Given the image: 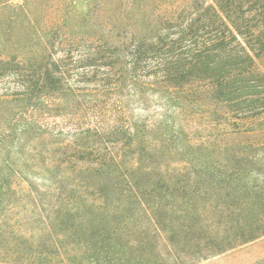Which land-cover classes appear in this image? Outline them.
I'll use <instances>...</instances> for the list:
<instances>
[{"label":"trees","instance_id":"obj_1","mask_svg":"<svg viewBox=\"0 0 264 264\" xmlns=\"http://www.w3.org/2000/svg\"><path fill=\"white\" fill-rule=\"evenodd\" d=\"M13 1L0 264H193L264 236V0Z\"/></svg>","mask_w":264,"mask_h":264},{"label":"rangeland","instance_id":"obj_2","mask_svg":"<svg viewBox=\"0 0 264 264\" xmlns=\"http://www.w3.org/2000/svg\"><path fill=\"white\" fill-rule=\"evenodd\" d=\"M65 1L67 0H31V3H34L35 7L33 9L36 16L40 19L42 17L48 18L50 13L53 14L51 9L53 5L60 4L62 9ZM86 1L88 0H68V8L74 12L73 10H78L79 6L83 7ZM18 3L22 4L23 0H14L12 2L13 5ZM109 3H111L110 0H103V4ZM77 12L80 11L78 10ZM12 15H14V18L16 17V13ZM193 264H264V236Z\"/></svg>","mask_w":264,"mask_h":264}]
</instances>
